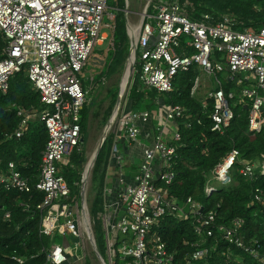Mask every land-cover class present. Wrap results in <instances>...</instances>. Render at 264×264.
Wrapping results in <instances>:
<instances>
[{"label": "built area", "instance_id": "2783aa9c", "mask_svg": "<svg viewBox=\"0 0 264 264\" xmlns=\"http://www.w3.org/2000/svg\"><path fill=\"white\" fill-rule=\"evenodd\" d=\"M108 0H0V34L5 48L0 59V92L6 94L10 80L25 70L30 83L40 95L44 106L39 115L44 124L48 141L42 154L39 175L35 184L25 177L15 162L0 168V187L30 194L33 190L43 193V200L35 209L41 214L40 233L53 238L55 235L75 240L73 251L78 254L79 242L85 232L93 248L84 203L83 181L81 195L71 198L70 185L62 174L61 166L80 149L82 142V113L93 101L97 80L85 83L82 74L97 45L105 37L102 32L108 12ZM188 0H150L139 26L137 38L132 35L133 25L128 22L130 57L139 83L150 91L169 93L175 90L177 77L199 69L213 78L215 87L208 91L213 109L212 131L223 134L235 118L234 107L249 109V131L252 135L264 130V27L258 30L235 29L236 19L231 15L215 17L203 13L199 18L190 16ZM114 20V19H113ZM114 29V27H113ZM222 63L226 64V67ZM224 80L235 85L236 92L226 93ZM100 82V81H99ZM105 79H101V83ZM201 87L198 76L192 89L197 96ZM206 100L201 101L206 107ZM119 109V107H118ZM186 109L170 105L166 119L174 122L184 117ZM21 119L15 132L21 138L29 128L31 114L19 109ZM118 113L115 117L117 118ZM148 112L122 114L118 120L127 140L138 141L140 123L148 121ZM115 121V120H114ZM114 123V122H113ZM181 140L178 131L169 146L159 134L154 144L144 150V157L133 186L121 189L119 198L125 206L124 215L116 225L107 229L108 219L99 215L106 230L107 253L121 264H173L174 255L159 236H151L153 228L166 215L198 213L202 207L188 198L185 206L169 196L168 187L174 182L172 169L176 143ZM159 161V178L153 167ZM241 162L243 177L254 179L264 175V156L257 161H244L241 153L233 149L215 169V179L222 185L231 183L230 172L236 162ZM67 163V164H66ZM161 180V181H158ZM160 183L162 185H160ZM214 187L206 188L211 193ZM262 191L255 190V199L261 200ZM188 207V212L185 207ZM30 208L29 205H27ZM5 220L11 213L5 212ZM88 222V223H87ZM215 217L211 213L196 228L202 234H213ZM244 221L236 219L231 227H219L225 238L239 248H245L240 234ZM94 233V232H93ZM96 241V240H95ZM97 245V244H96ZM70 248L55 244L48 253L49 264H65L71 256ZM208 249L196 250L186 264L204 259ZM79 261L82 260L78 257ZM16 264H25L23 257L15 255Z\"/></svg>", "mask_w": 264, "mask_h": 264}, {"label": "trees", "instance_id": "16d2710c", "mask_svg": "<svg viewBox=\"0 0 264 264\" xmlns=\"http://www.w3.org/2000/svg\"><path fill=\"white\" fill-rule=\"evenodd\" d=\"M188 1L191 3L189 13L193 19L199 18L203 13L213 14L217 18L231 15L236 19L235 29L239 31L264 27V0ZM107 6L114 16L113 45L107 55L110 56V64L122 65L129 55L131 45L125 20V0H108ZM4 48L5 42L0 34V59L4 58ZM198 76L196 68L180 74L175 82V90L169 93H148L135 82H131L127 88L125 98L135 107L144 104L149 106L150 95V100L161 97L168 105H180L186 109L184 117L176 120L181 140L175 145L176 155L172 163L175 179L168 191L169 196L180 206H185L187 199L192 198L203 209L186 215H166L155 225L151 236H159L166 244L169 253L174 255L173 264H186L187 259L198 249H208L209 253L195 264H264V175L259 173L254 179L243 177L240 173L243 164L240 161L235 163L230 172L231 183L215 186L220 182L215 179L214 174L217 166L233 149L241 153L244 161L261 159L264 156V130L252 135L249 131V109L238 105L234 107L235 118L225 132H213L212 100H206L207 105L204 107L198 96L192 95ZM223 81L227 94L236 92L232 82ZM117 99L118 95L115 93L113 106ZM19 109L35 115V118L31 119L24 135L17 139L15 132L21 121L17 114ZM43 109L40 95L33 88L25 70L12 77L6 94L0 92V168L5 169L9 162L17 163L23 175L31 180V184L36 183L42 154L48 141L47 130L39 119ZM88 111V107H85L82 113L83 141ZM108 138L95 162L93 178L99 186L89 208L97 248L103 257L107 253L106 232L99 215L104 210L102 194L112 148L111 136ZM83 163V155L77 149L62 171L70 185L72 199L80 197ZM209 186L214 187L211 193L206 192ZM256 189L262 191L259 201L254 197ZM43 197V193L37 190L25 194L0 187V206L3 207L0 210V264H16L13 260L15 255L25 258V264H49L48 253L64 239L60 235L49 238L40 233L41 214L35 207ZM185 211L188 212L187 206ZM5 212L11 213L10 220L4 219ZM211 213L215 217L213 234L207 235L208 230L204 228L202 234H198L196 228ZM236 219L244 221L240 234L246 249L230 243L219 229L222 226L231 227ZM121 263L116 259L115 264Z\"/></svg>", "mask_w": 264, "mask_h": 264}, {"label": "rangeland", "instance_id": "374dc122", "mask_svg": "<svg viewBox=\"0 0 264 264\" xmlns=\"http://www.w3.org/2000/svg\"><path fill=\"white\" fill-rule=\"evenodd\" d=\"M150 0H125V20L133 25V27H138L140 26L141 20H142V15L144 14V11L148 5ZM142 11V12H141ZM113 13L112 12H107L106 18H105V23L103 27V34L105 39L100 42L99 45L96 46L89 62L86 67V69L83 72V79L85 82L89 83V80L91 77L95 78L98 80L97 82V88L93 92V97L96 100V106L94 110L91 111L89 115V121H88V127L85 132V139L83 143L80 145V152L83 155L84 158V163L82 166L81 170V183H80V188L82 190V185H83V176L84 172L86 170V166L90 160V157L93 155L94 152L97 151L98 147L100 146L104 136H105V131L107 126L109 125V122L114 114V111L117 107V103L113 106V96L116 93L120 95V88L122 86V80L124 77V72H125V67L127 64V61L129 59L130 53L128 57L126 58L125 62L122 65H114L110 64L111 59L110 56H108V52L111 50L113 42H112V33H113ZM224 67H226L225 63H222ZM105 79V82L101 83V79ZM220 79L223 81L224 77L220 76ZM100 80V82H99ZM213 78L206 77L205 80L203 81L204 83L201 89H199L197 96L199 99L206 100L205 96L207 95L208 91L212 88L215 87V83L213 84ZM135 82L136 85H138L141 89H145L148 91V93H153L154 91H150L146 87H144L141 83L138 82L136 78V74L133 75L131 74L129 83L127 85V88L130 83ZM127 89L125 91V94L123 95L121 99V103L118 109V116L115 119L113 125L111 126L107 136H106V141L107 138L110 135H113L114 132L116 131L118 127V120L119 117L124 113L123 105L128 101L125 96H126ZM93 98V99H94ZM148 100L151 101V106H153L152 101L150 100L152 96H148ZM117 99V102H118ZM155 100V99H154ZM108 143H109V138H108ZM107 143V145H108ZM71 158V157H70ZM70 158L67 159L70 161ZM67 161V162H68ZM95 166V165H94ZM63 171V167L61 168ZM93 170L94 167L85 181V187H84V203L82 202V199L80 202V205L83 204L85 206V212L87 215V219L91 223V227H93L92 224V219L90 216V204L94 200L97 194L98 190V184H96V180L93 178ZM222 184L216 183L215 186L220 187ZM81 190H80V195H81ZM93 230V229H92ZM98 238L100 239V235L97 234ZM107 245H108V240L105 239ZM79 242V251H78V257H81L82 260L79 261L77 259L76 253L73 251V247L76 244L75 241L70 242V251L72 252L71 254V261L74 262L75 264L77 263L76 261H79L80 264H102V262L99 260L97 257L94 248L89 241L86 233H83L82 239ZM112 256V255H111ZM108 253L105 254V257H103L104 261L106 264H109L110 260L112 259Z\"/></svg>", "mask_w": 264, "mask_h": 264}, {"label": "crops", "instance_id": "0c3cea01", "mask_svg": "<svg viewBox=\"0 0 264 264\" xmlns=\"http://www.w3.org/2000/svg\"><path fill=\"white\" fill-rule=\"evenodd\" d=\"M197 70L199 71V77L201 79V87H202L203 86L202 83H204L203 81L205 80L206 77L209 76L206 73L202 72L201 70L199 69ZM85 83L89 85L90 80L89 83L87 82ZM200 100L203 101V99ZM152 103L153 106H151V104L149 106H147L148 104L147 105L144 104V106L138 105L137 107H135L131 103V101L128 100L125 103V105H123V109H124L123 114L132 113V112H139V113L148 112L150 114L148 121L142 122L139 125L141 129V133L138 138V141L131 142L127 140L120 127H117L114 134L110 135L112 141V146H111L112 148H111L109 164L106 172L105 186L102 194L104 200V210L102 213H104L108 219V223H107L108 226L107 229L109 230L108 232H110V229L116 225L117 221L125 213V206L120 201L119 194L121 189H123L125 186L135 185L136 177L140 170V164L144 157L143 154L144 150L147 147H151L154 144L155 139L159 134H162V140L164 143L168 144L169 146L174 144L173 137L175 132L177 131V123L176 121L168 122L166 119L167 111L170 105H168L165 102V100L161 97H156L155 100L152 101ZM95 106H96V100L94 98L92 103L87 106L89 109L88 121H89V115L91 111L94 110ZM34 118L35 115H32L31 119L33 120ZM87 127H88V122H87ZM67 163H69V161ZM158 164L159 161L157 160L153 167V171L156 179L159 178ZM61 167H63L64 169V167L66 166L62 165ZM62 238L64 240L61 243V245L67 249L70 248V242L75 241L69 237H62ZM105 239H106V234H105ZM71 260H72L71 256H69V260L65 264H75ZM76 262H77L76 264H80L79 261Z\"/></svg>", "mask_w": 264, "mask_h": 264}, {"label": "bare ground", "instance_id": "6f19581e", "mask_svg": "<svg viewBox=\"0 0 264 264\" xmlns=\"http://www.w3.org/2000/svg\"><path fill=\"white\" fill-rule=\"evenodd\" d=\"M138 30H139V25H138V27L133 28L132 35H133L134 38H137ZM132 65H133V56H131L129 58L126 71L124 72V77H123V80H122V86L120 88V94L122 95V97L125 94V91L127 89V85L129 83V80H130V77H131V72H132L131 67H132ZM114 120H115V116L113 118H111V123L112 124H113ZM108 128L109 127L106 128L105 134L108 131ZM95 155H96V152H94L93 155L90 157V160H89V162H88V164L86 166V170H85V178H86V180L89 177V175H90V173H91V171H92V169L94 167Z\"/></svg>", "mask_w": 264, "mask_h": 264}, {"label": "water", "instance_id": "95a60500", "mask_svg": "<svg viewBox=\"0 0 264 264\" xmlns=\"http://www.w3.org/2000/svg\"><path fill=\"white\" fill-rule=\"evenodd\" d=\"M129 58H130V56H129ZM128 61H129V59H128ZM128 61H127V64H128ZM127 64H126V67H125V71H126V68H127ZM131 69L133 70V67H131ZM121 99H122V95L120 94V95H119L118 102H117V107H116V109H115V111H114V114H113L112 118H113L114 116L116 117V115H117V113H118V107L120 106ZM111 124H112V123H111V120H110L109 125L107 126V127H109V128H108V131L106 132V134H105V136H104V138H103V140H102L100 146L98 147V149H97V151H96L94 165H95L96 159H97V157H98V154H99V152H100V150H101V148H102V146H103V144H104V142H105V140H106V136H107V134H108V132H109L111 126L113 125V124H112V125H111ZM82 142H83V140H82ZM82 181H85V172H84V176H83ZM83 186H84V185H83ZM2 209H3V207L0 206V210H2ZM202 210H203V209H201V211H202ZM90 236H91V241L94 243V251H95L97 257H98L99 260L102 262V264H106L105 261H104V259H103V257H102V255L100 254V252H99V250H98V248H97L96 241H95V236H94V233L91 231V229H90Z\"/></svg>", "mask_w": 264, "mask_h": 264}]
</instances>
